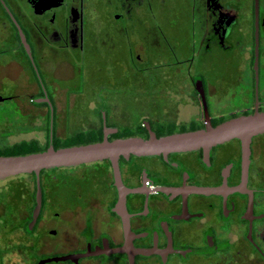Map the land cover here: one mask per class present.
Instances as JSON below:
<instances>
[{
    "label": "flooded vegetation",
    "instance_id": "flooded-vegetation-1",
    "mask_svg": "<svg viewBox=\"0 0 264 264\" xmlns=\"http://www.w3.org/2000/svg\"><path fill=\"white\" fill-rule=\"evenodd\" d=\"M118 97L135 101L134 122ZM257 110L264 0H0V149L163 136ZM119 167L122 214L109 160L42 170L40 205L34 173L0 180V264H264V134L246 177L238 139L208 160Z\"/></svg>",
    "mask_w": 264,
    "mask_h": 264
},
{
    "label": "water",
    "instance_id": "water-1",
    "mask_svg": "<svg viewBox=\"0 0 264 264\" xmlns=\"http://www.w3.org/2000/svg\"><path fill=\"white\" fill-rule=\"evenodd\" d=\"M264 134V112L255 111L249 115H241L224 121L216 126L207 123L204 128L177 132L163 136L151 133L148 138L139 136L119 137L109 140L71 145L56 149L51 145L48 149L24 155L0 156V180L21 174L34 173L38 178V203H41V186L39 175L42 170L57 167H72L84 163L109 160L115 177V184L120 191V199L116 210L122 214L125 209L127 189L121 179L120 159L130 156H164L202 150L206 160L210 151L221 144L234 139L241 141L244 177L247 176L251 154L252 139ZM239 190V189H238ZM39 206L36 209L37 214ZM118 251V250H114ZM97 252H86L74 255V260L96 255Z\"/></svg>",
    "mask_w": 264,
    "mask_h": 264
},
{
    "label": "trees",
    "instance_id": "trees-1",
    "mask_svg": "<svg viewBox=\"0 0 264 264\" xmlns=\"http://www.w3.org/2000/svg\"><path fill=\"white\" fill-rule=\"evenodd\" d=\"M78 136L74 138L73 140H70L67 143V146L70 145H80V144H87V143H92V142H97L101 141V137L94 136L93 134H84V137ZM43 149L37 147L36 145L32 143H26V142H19L14 144L13 146L9 148H2L0 149V156L2 155H24V154H29L32 152H38Z\"/></svg>",
    "mask_w": 264,
    "mask_h": 264
},
{
    "label": "rangeland",
    "instance_id": "rangeland-1",
    "mask_svg": "<svg viewBox=\"0 0 264 264\" xmlns=\"http://www.w3.org/2000/svg\"><path fill=\"white\" fill-rule=\"evenodd\" d=\"M171 8L172 9L169 8V12L171 10H174L175 6H171ZM174 12L175 11H171L170 13L174 14ZM117 101H118L119 105H122V110H123L124 113H130L131 114V117L129 118V120H132L134 122L135 121V117H136V115L134 114V111H133L136 108L135 101L133 102L132 100L128 99V97H118ZM159 104H160V102H159ZM12 139L13 140H18L19 137H15V138H12ZM12 139L10 138V141L14 142Z\"/></svg>",
    "mask_w": 264,
    "mask_h": 264
}]
</instances>
